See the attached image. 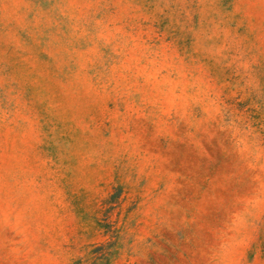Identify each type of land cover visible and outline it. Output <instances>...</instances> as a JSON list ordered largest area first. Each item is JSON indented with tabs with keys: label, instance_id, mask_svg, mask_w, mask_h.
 Returning a JSON list of instances; mask_svg holds the SVG:
<instances>
[{
	"label": "rangeland",
	"instance_id": "374dc122",
	"mask_svg": "<svg viewBox=\"0 0 264 264\" xmlns=\"http://www.w3.org/2000/svg\"><path fill=\"white\" fill-rule=\"evenodd\" d=\"M0 264H264V0H0Z\"/></svg>",
	"mask_w": 264,
	"mask_h": 264
}]
</instances>
